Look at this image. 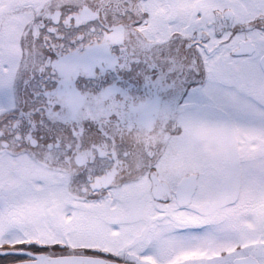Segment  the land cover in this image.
<instances>
[{
	"label": "snow or ice",
	"instance_id": "snow-or-ice-1",
	"mask_svg": "<svg viewBox=\"0 0 264 264\" xmlns=\"http://www.w3.org/2000/svg\"><path fill=\"white\" fill-rule=\"evenodd\" d=\"M0 264H264V0H0Z\"/></svg>",
	"mask_w": 264,
	"mask_h": 264
}]
</instances>
